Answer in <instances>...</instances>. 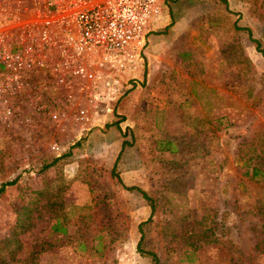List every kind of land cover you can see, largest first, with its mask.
Returning a JSON list of instances; mask_svg holds the SVG:
<instances>
[{"label": "rangeland", "instance_id": "rangeland-1", "mask_svg": "<svg viewBox=\"0 0 264 264\" xmlns=\"http://www.w3.org/2000/svg\"><path fill=\"white\" fill-rule=\"evenodd\" d=\"M170 10L120 99L67 77L0 110V264H153L143 234L160 264H264V0Z\"/></svg>", "mask_w": 264, "mask_h": 264}, {"label": "built area", "instance_id": "built-area-1", "mask_svg": "<svg viewBox=\"0 0 264 264\" xmlns=\"http://www.w3.org/2000/svg\"><path fill=\"white\" fill-rule=\"evenodd\" d=\"M168 11L165 0H0L3 116L16 117L19 94L67 77L96 100L120 99L144 78L149 34Z\"/></svg>", "mask_w": 264, "mask_h": 264}, {"label": "trees", "instance_id": "trees-1", "mask_svg": "<svg viewBox=\"0 0 264 264\" xmlns=\"http://www.w3.org/2000/svg\"><path fill=\"white\" fill-rule=\"evenodd\" d=\"M226 3H227V0H224ZM247 30H249L250 31V29H247ZM256 41V40H255ZM257 43H258V47H260V43L257 41ZM56 162V160H54L53 162H51V163H49L48 165L50 166V165H52V164H54ZM48 165L46 166V167H48ZM259 173V170L257 169V168H254V170H253V175L255 176V175H257ZM114 175H116V174H114ZM17 182V180H12V181H8V182H5V183H3L1 186H0V194H2L5 190H6V188H7V186H9V185H14L15 183ZM135 188V187H134ZM137 189H139V188H137ZM139 191H141L142 193H143V196L147 199V200H149L150 202H151V204L153 205V207H154V202H153V199L145 192V191H143L142 189H139ZM143 240H144V234L142 235V237H141V240H140V242H139V250L143 253V254H145V255H147V256H150L151 258H152V260H153V264H160V258H159V256H158V254H157V252H155V251H151V250H145L143 247H142V242H143Z\"/></svg>", "mask_w": 264, "mask_h": 264}, {"label": "crops", "instance_id": "crops-1", "mask_svg": "<svg viewBox=\"0 0 264 264\" xmlns=\"http://www.w3.org/2000/svg\"><path fill=\"white\" fill-rule=\"evenodd\" d=\"M166 1V4H167V7H168V13H169V16H170V14H171V10H170V3H171V1L172 0H165ZM168 19H169V17H168ZM168 22V21H167Z\"/></svg>", "mask_w": 264, "mask_h": 264}]
</instances>
